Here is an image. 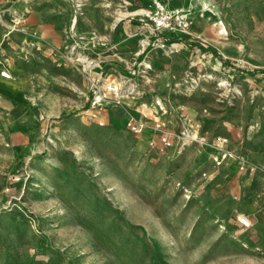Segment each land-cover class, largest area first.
I'll list each match as a JSON object with an SVG mask.
<instances>
[{
	"label": "rangeland",
	"instance_id": "374dc122",
	"mask_svg": "<svg viewBox=\"0 0 264 264\" xmlns=\"http://www.w3.org/2000/svg\"><path fill=\"white\" fill-rule=\"evenodd\" d=\"M163 4L189 33L154 29V0L0 12L6 98L28 96L0 97V264H264L239 220L264 176V0L225 1L218 32ZM41 23L58 37L35 44Z\"/></svg>",
	"mask_w": 264,
	"mask_h": 264
},
{
	"label": "crops",
	"instance_id": "0c3cea01",
	"mask_svg": "<svg viewBox=\"0 0 264 264\" xmlns=\"http://www.w3.org/2000/svg\"><path fill=\"white\" fill-rule=\"evenodd\" d=\"M169 8H181L186 9L190 12L191 16L196 18L197 27H200L202 31H223L221 24L216 22L218 18L219 10L225 1L232 2L233 0H161ZM11 4V0H0V12L5 13ZM134 25L130 24L129 27L132 29ZM40 36L37 39L38 43L44 44L48 38L55 39L58 34L54 31L53 23L46 24L41 23L39 28ZM1 39V36H0ZM24 44H29L27 36L24 37ZM231 61V62H229ZM227 63H234L233 59H226ZM8 79L0 74V97L3 98V107H28V96L26 93L21 92L19 101L17 103H8L6 98L7 93L5 88L8 86ZM133 97L127 98V103H133ZM7 101V102H6ZM234 169H231V172ZM245 188L240 189V194L243 197L246 196L240 205L239 210L243 215L248 216L252 221V228L255 229L261 235H264V176H253L249 174V181L246 183Z\"/></svg>",
	"mask_w": 264,
	"mask_h": 264
},
{
	"label": "built area",
	"instance_id": "2783aa9c",
	"mask_svg": "<svg viewBox=\"0 0 264 264\" xmlns=\"http://www.w3.org/2000/svg\"><path fill=\"white\" fill-rule=\"evenodd\" d=\"M152 18L155 25L154 29L162 33L164 31H179L182 33H189L190 22L186 14L183 13L182 11L170 10L166 8L161 0H154V13ZM161 45L164 46L165 44L162 43ZM0 74L7 79L12 78V74L6 69L1 70ZM105 88L106 90L112 91L117 95L123 91V88L118 83H109L108 85L105 86ZM127 91L129 93L133 92L131 88L127 89ZM97 96L99 101H101L104 98L100 94ZM136 127L137 126L134 125V128ZM161 141L164 147H168L172 143L170 135H168V133L166 132L161 136ZM218 142L222 145L226 142V138L219 136ZM224 155L227 157L229 156V157L237 158L235 153L230 150L225 151ZM239 161L241 163L244 162V160L242 159H239ZM239 220L242 226L244 227H250L252 224L251 219L245 215L240 217Z\"/></svg>",
	"mask_w": 264,
	"mask_h": 264
},
{
	"label": "trees",
	"instance_id": "16d2710c",
	"mask_svg": "<svg viewBox=\"0 0 264 264\" xmlns=\"http://www.w3.org/2000/svg\"><path fill=\"white\" fill-rule=\"evenodd\" d=\"M229 62H231V61H229Z\"/></svg>",
	"mask_w": 264,
	"mask_h": 264
}]
</instances>
